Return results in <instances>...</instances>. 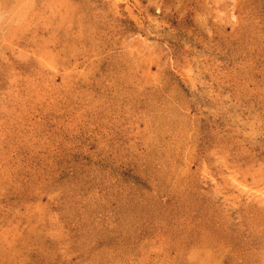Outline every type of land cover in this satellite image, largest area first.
I'll list each match as a JSON object with an SVG mask.
<instances>
[{"label": "rangeland", "instance_id": "374dc122", "mask_svg": "<svg viewBox=\"0 0 264 264\" xmlns=\"http://www.w3.org/2000/svg\"><path fill=\"white\" fill-rule=\"evenodd\" d=\"M0 264H264V0H0Z\"/></svg>", "mask_w": 264, "mask_h": 264}]
</instances>
